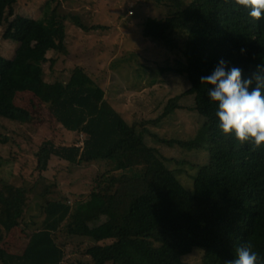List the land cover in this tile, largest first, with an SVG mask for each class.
I'll use <instances>...</instances> for the list:
<instances>
[{"label":"trees","instance_id":"obj_1","mask_svg":"<svg viewBox=\"0 0 264 264\" xmlns=\"http://www.w3.org/2000/svg\"><path fill=\"white\" fill-rule=\"evenodd\" d=\"M17 2L0 0V28ZM60 6L59 0H45L41 16L19 17L29 25L23 37L5 34L17 47L10 59L0 55V120L33 131L34 117L15 103L19 94L32 92L51 120L80 136L81 146L55 148L51 141L38 146L34 171L40 182L53 157L68 167L107 163L109 171L73 202L67 196L47 200L54 185L43 182V220L27 233L20 253L2 247L15 228L6 212L24 208L38 181L28 188L0 179V264H190L184 258L194 250L202 252L200 264H225L244 245L264 258V148L253 152L220 132L217 105L208 97L209 86L200 83L221 59L229 68L239 67L244 78L264 64V20H253L233 0H192L167 18L148 17L141 32L145 40L175 50L178 41L170 34L184 37L179 62L164 71L186 77L189 87L169 101L159 119L129 125L82 67L73 68L67 80H44V66L53 67L57 59L49 54L68 52L67 21L85 33L108 29L61 14ZM184 96L193 97L192 111L202 118L207 137V163L194 177L192 192L144 141L147 134L167 147L197 148L194 141L162 138L147 128L183 109ZM9 141L0 133V144ZM73 238L83 242L74 246ZM68 245L75 259H67Z\"/></svg>","mask_w":264,"mask_h":264},{"label":"rangeland","instance_id":"obj_2","mask_svg":"<svg viewBox=\"0 0 264 264\" xmlns=\"http://www.w3.org/2000/svg\"><path fill=\"white\" fill-rule=\"evenodd\" d=\"M60 13L75 15L87 26H105V31L85 33L72 22L67 21V54L49 57L57 58L56 64L44 66V80H67L73 68L82 67L92 80L105 91V100L129 125L159 119L175 97L183 95L189 87L186 77L164 71L166 67L179 62L184 37L171 33L178 41L179 48L171 50L153 44L142 37L144 21L150 17L164 19L188 5L192 0H59ZM45 0H18L14 15L0 28V55L10 59L17 43L7 40L5 34L23 37L29 25H23L19 17L37 18ZM184 45V43H183ZM184 48V46H183ZM193 97L184 96L177 110L159 125H148L150 132L167 139L189 140L197 144L194 150L167 147L149 135H144L145 143L158 150L167 160V166L175 171V176L189 192L193 190V180L199 169L207 163L206 129L202 118L192 111ZM16 105L28 110L34 117L33 131L1 119L0 133L10 137L9 143L0 144V179L31 187L36 181L33 194L26 206L20 210L6 212V219L15 228L2 247L13 253H20L26 245V235L40 227L43 220V182L54 186L47 200L61 196L74 198L87 195L94 186L98 175L109 171L107 163L68 167L57 157H53L49 169L43 173L40 182L34 171V154L44 141H51L55 148L82 145L80 136L69 133L49 118L46 106L32 92L19 94ZM68 167V168H67ZM72 245L83 240L73 238ZM72 246L68 245L67 259H75ZM194 250L184 260L190 264H200L202 252ZM63 264H70L66 260Z\"/></svg>","mask_w":264,"mask_h":264},{"label":"clouds","instance_id":"obj_3","mask_svg":"<svg viewBox=\"0 0 264 264\" xmlns=\"http://www.w3.org/2000/svg\"><path fill=\"white\" fill-rule=\"evenodd\" d=\"M234 4L248 10L255 21L264 20V0H233ZM241 49V52H245ZM207 85L210 101L217 105L215 116L220 132L234 135L240 144H249L253 152L264 148V64L257 65L247 78L239 67L229 68L221 59L209 75L200 77ZM225 264H264L251 245L235 249V256Z\"/></svg>","mask_w":264,"mask_h":264}]
</instances>
